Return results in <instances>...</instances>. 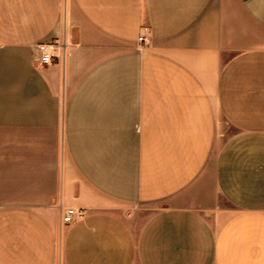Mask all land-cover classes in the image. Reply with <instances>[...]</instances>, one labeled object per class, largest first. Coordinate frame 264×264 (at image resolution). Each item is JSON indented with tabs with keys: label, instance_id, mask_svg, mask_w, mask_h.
<instances>
[{
	"label": "crops",
	"instance_id": "crops-1",
	"mask_svg": "<svg viewBox=\"0 0 264 264\" xmlns=\"http://www.w3.org/2000/svg\"><path fill=\"white\" fill-rule=\"evenodd\" d=\"M0 264H264V0H0Z\"/></svg>",
	"mask_w": 264,
	"mask_h": 264
},
{
	"label": "built area",
	"instance_id": "built-area-1",
	"mask_svg": "<svg viewBox=\"0 0 264 264\" xmlns=\"http://www.w3.org/2000/svg\"><path fill=\"white\" fill-rule=\"evenodd\" d=\"M141 40H145L142 36ZM63 48V56L65 55L66 47L61 45L57 41L51 42H40L35 45V51L37 52L36 60L43 64L52 63L55 56V51L59 48ZM84 211L82 209H77L75 207H68L62 211V221L64 223H72L76 219L83 216Z\"/></svg>",
	"mask_w": 264,
	"mask_h": 264
},
{
	"label": "rangeland",
	"instance_id": "rangeland-1",
	"mask_svg": "<svg viewBox=\"0 0 264 264\" xmlns=\"http://www.w3.org/2000/svg\"><path fill=\"white\" fill-rule=\"evenodd\" d=\"M245 139H246V137H241V138H240V142L245 141Z\"/></svg>",
	"mask_w": 264,
	"mask_h": 264
}]
</instances>
